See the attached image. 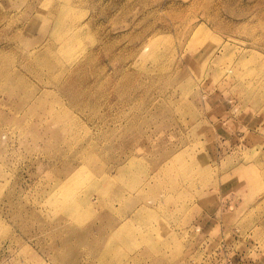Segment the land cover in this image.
Returning a JSON list of instances; mask_svg holds the SVG:
<instances>
[{"label":"rangeland","instance_id":"rangeland-1","mask_svg":"<svg viewBox=\"0 0 264 264\" xmlns=\"http://www.w3.org/2000/svg\"><path fill=\"white\" fill-rule=\"evenodd\" d=\"M42 1L0 0V264H264V0ZM64 2L83 26L67 35L82 40L83 76L105 78L100 93L60 94L85 128L78 155L6 94L19 103L18 86H40L45 53L26 55L56 45ZM88 152L99 165H85ZM130 155L146 162L138 186L116 171ZM101 163L114 184L94 191L83 175ZM122 225L132 236L114 240Z\"/></svg>","mask_w":264,"mask_h":264},{"label":"bare ground","instance_id":"bare-ground-1","mask_svg":"<svg viewBox=\"0 0 264 264\" xmlns=\"http://www.w3.org/2000/svg\"><path fill=\"white\" fill-rule=\"evenodd\" d=\"M18 1V0H17ZM35 1V0H34ZM42 1V0H38ZM44 1V0H43ZM42 1V2H43ZM54 1V0H53ZM70 1V0H69ZM23 2V0H22ZM37 2V3H38ZM52 2V1H51ZM63 2V1H62ZM21 3V2H20ZM35 3V2H34ZM33 3V4H34ZM59 3V2H57ZM56 3V4H57ZM65 3V7L66 10L64 12V9L62 10V17L59 18V20L56 21V28H54V30L52 31V34H50V40H48V42L51 41L55 42L56 45H50L51 48H47L46 46H44L45 49L43 52L40 51H33L32 56H28L26 55L28 58L33 57L34 55V60L37 58V55H41L40 53H45V55H41L40 57L37 58L36 61H34L36 69H33L34 75L38 78L40 82V86L36 87L35 89V93L34 92H30L27 89H25L24 87H19V89H21V95L23 96V99L19 102L16 103L14 101V95L12 94L11 90L6 87L8 80L11 78V76H16L17 74H19V71H17V74H11V75H6L5 77L2 78V82L4 84V87H6V94H7V100L8 103L14 107L15 109V105H19V109L21 110V112H25L24 117L25 118H33L35 120V126L33 127V129H36V127H42L45 130L49 131L48 129H52L55 131V133H57L56 135H58V138L60 139V142L62 144H66L68 143V145L70 146L69 149L71 150V152L75 153L76 155L79 154L78 148H80V143L77 139V134L79 131L85 130V128L83 129V125H81V123L75 119V117L72 116V114L66 109V107L63 104V99L64 96H61L62 94H73L74 95V99L77 98L78 96H81L83 94H88L91 95L92 93H100L103 89H104V85L101 86V89L98 91H94V86L98 85V83L103 84V82L105 81V78L103 77H98V78H94L92 79V72H90V68H88V72L85 76H83V58L81 56V53L83 52V49L81 47V39H77V38H70V40L67 39V35L69 32L71 31H81L83 26H81L80 22L77 21V19L73 20L69 18V14H73V10H72V6H68ZM24 4V3H23ZM27 4V3H26ZM39 4V3H38ZM53 4V3H52ZM52 4H49V7L52 6ZM22 5V4H21ZM41 5V4H40ZM46 7V6H45ZM56 7V6H55ZM54 7V9H55ZM62 7V6H60ZM44 8V7H43ZM62 9V8H61ZM37 10V9H36ZM57 12V9L55 10ZM54 11V12H55ZM32 13V12H31ZM58 13V12H57ZM35 16V15H34ZM40 16V15H39ZM44 15H41L40 17L43 18ZM47 16V15H46ZM177 16V15H176ZM45 17V16H44ZM250 17V16H249ZM65 18H67V24L68 27L65 28ZM247 18V17H246ZM214 19V18H213ZM213 19L211 22H213ZM32 20V19H31ZM251 20V19H249ZM209 22V21H208ZM214 23V22H213ZM88 26V25H87ZM36 27V26H35ZM30 29V28H29ZM190 29V27H189ZM189 33V32H188ZM199 33V32H198ZM39 42V41H38ZM41 45V42H39ZM43 44V43H42ZM39 45V44H38ZM37 45V46H38ZM48 45V44H47ZM36 46V45H35ZM42 47V46H41ZM34 48V47H33ZM40 48V47H39ZM26 52V50H25ZM24 52V53H25ZM30 53V52H27ZM31 54V53H30ZM21 66V65H20ZM22 68V67H21ZM41 73V75L39 74ZM101 73V72H100ZM21 74V73H20ZM38 76H37V75ZM163 74V73H162ZM43 75L48 77V80L43 82ZM159 75V74H158ZM167 74H165V77H170V76H166ZM155 76H157L155 74ZM21 78V77H20ZM155 79V77H154ZM71 82V83H69ZM164 80V79H163ZM166 81V80H165ZM168 81V79H167ZM23 82V81H22ZM153 82V81H152ZM156 82V81H155ZM160 82H158L159 84ZM164 83V81H163ZM11 84V83H10ZM157 84V85H158ZM72 85L74 87V89H72ZM160 85V84H159ZM162 85V84H161ZM17 86V85H16ZM69 88V91H68ZM134 89V88H133ZM132 89V90H133ZM243 91V90H242ZM119 87H118V94H119ZM61 94V95H60ZM20 95V94H19ZM102 97V95H100ZM256 98V97H255ZM68 99V97H67ZM182 101V100H181ZM253 101V100H251ZM168 102V100H167ZM259 102V100H258ZM165 103V102H164ZM169 103V102H168ZM177 104V102H174L173 104ZM166 104V103H165ZM180 104V102H179ZM171 106V104H170ZM183 107V106H182ZM181 107V108H182ZM171 109V108H170ZM176 109V108H175ZM85 110V109H84ZM120 110V109H119ZM183 110V109H182ZM122 111V110H121ZM148 111V110H146ZM10 113H8V118H11L12 120L15 119V114L13 113V111L10 109L9 110ZM183 113V111H182ZM190 113V112H189ZM107 115V114H106ZM183 115V114H182ZM186 116L185 113L183 115V117ZM193 116V115H192ZM126 117V114H125ZM186 118V117H184ZM189 118V117H188ZM6 116H5V112L0 113V122L5 121ZM180 119V118H179ZM178 119V120H179ZM193 119V117H192ZM191 119V120H192ZM196 119V118H195ZM194 119V120H195ZM176 119V121H178ZM186 119H184L185 121ZM192 120V122L194 121ZM198 120V119H197ZM175 121V119H174ZM175 121V122H176ZM182 121V120H180ZM186 122V121H185ZM195 122V121H194ZM188 123V122H187ZM186 123V124H187ZM180 125V123H177ZM199 124V123H198ZM138 124L134 123V120L132 119V121L130 122V125L128 126V128L131 129L135 128ZM190 125V123H189ZM181 126H179L180 128ZM184 127V126H183ZM186 127V126H185ZM184 127V128H185ZM196 127V126H195ZM48 128V129H47ZM147 128V127H146ZM149 128V126H148ZM182 128V127H181ZM19 129H22L25 132H27L28 134V128H26L24 125L21 124V126L19 127ZM120 130V129H119ZM147 132V130H145ZM165 131V130H164ZM151 132V131H150ZM184 132V129H183ZM152 133V132H151ZM32 134V133H31ZM146 134V133H145ZM153 134V133H152ZM157 134V132H156ZM36 135V134H35ZM151 135V134H150ZM32 136H34L32 134ZM146 136V135H145ZM149 136V135H148ZM154 136V135H153ZM150 137V136H149ZM35 139H38L39 137L36 135V137H34ZM147 138V136H146ZM149 139V138H147ZM88 142V146H93L92 141L90 138L87 139ZM144 142V141H143ZM150 142L148 141L147 144H149ZM137 144V143H136ZM140 144V143H139ZM137 144V146L139 145ZM141 145V144H140ZM139 145V146H140ZM150 145V144H149ZM138 146V147H139ZM144 146V145H143ZM98 147V146H97ZM157 147V146H155ZM93 148V147H92ZM149 148H151L149 146ZM154 148V147H153ZM139 150V152H142L143 150L141 148H137ZM95 150V149H92ZM91 150V152H92ZM97 150V149H96ZM95 150V152H96ZM150 150V149H149ZM149 152V151H148ZM147 152V153H148ZM84 153V152H83ZM89 154L85 155V165L86 166H92V164L94 165L95 162V156L90 155L91 153L88 152ZM166 153V152H165ZM177 153V152H176ZM175 153V154H176ZM167 154V153H166ZM140 155V154H139ZM165 155V154H164ZM168 155V154H167ZM167 155H165L164 157H166ZM149 157V155H147ZM173 156V155H172ZM98 158V157H97ZM167 158V157H166ZM169 158V157H168ZM167 158V159H168ZM95 159V160H94ZM165 160V158H163ZM172 159V158H171ZM98 160V159H97ZM99 161V160H98ZM176 161L182 164V157L179 155L176 158ZM119 161V165H117L118 167L116 168V171L118 173H120V175H124L125 173H129L132 175V179H129V181L133 182V185L138 186L139 185V181L138 178L140 179L141 176L138 177V175L140 173L145 172L144 171V167H145V159L144 156H137V155H130L129 156V161H128V167L127 168H123V162ZM148 162V161H147ZM146 163V162H145ZM97 164V163H96ZM150 164V163H149ZM99 165V164H97ZM156 165V164H155ZM154 166V165H153ZM152 166V167H153ZM174 166V165H173ZM97 167V166H96ZM170 168V167H169ZM83 169V167H82ZM82 169H77L73 175H71L72 182L74 181V183H77V181H80V175L82 172ZM147 168L145 167V170ZM157 169V168H156ZM98 172H100L99 175H93L90 174V177L86 175H83L84 177V181L86 182H91L92 183V187L94 188V191L97 190V187L100 186V184H103L104 186L107 185H113L114 184V178L112 177V175H110V173H105V168L103 163H101V166L97 169ZM111 170V169H110ZM170 171V169H168ZM171 172H173L171 170ZM170 173V172H169ZM101 176V183H99V181H96V177L97 176ZM151 176V175H150ZM176 176V175H175ZM147 177V176H145ZM145 179V178H144ZM160 179L159 175L157 174L155 177H152L148 184L146 185V187L152 186L153 183H155L156 185V181ZM174 179V178H172ZM70 180V179H69ZM68 180V181H69ZM160 182V180H158ZM164 181V180H163ZM167 181V180H166ZM62 182V181H60ZM158 182V183H159ZM162 182V181H161ZM168 182V181H167ZM170 182V181H169ZM172 182V181H171ZM174 182V181H173ZM61 185H64V183H61ZM167 185V184H166ZM161 186V184H160ZM65 186L61 187L64 188ZM131 187V186H130ZM142 187V186H141ZM144 187V186H143ZM145 187V188H146ZM136 188V187H134ZM133 188V189H134ZM111 189H113V187H111ZM142 189V188H141ZM118 191V190H117ZM163 191V190H162ZM165 191V189H164ZM163 193V192H162ZM143 194V193H142ZM146 195V193H144ZM164 194V193H163ZM157 195V194H156ZM56 198V195H55ZM55 200V199H54ZM52 200L51 202L53 203L54 206H56L57 201ZM142 200V199H141ZM139 201V200H138ZM145 201V200H144ZM137 203V201H135ZM142 202V201H141ZM89 203V202H88ZM140 203V202H139ZM69 205V210L67 211V214L71 217V218H76L77 217V210L76 208L70 203ZM77 205V204H76ZM89 205V204H88ZM109 202H104L103 205V209L107 208V212L110 211ZM138 211V210H137ZM140 211V210H139ZM138 211V212H139ZM127 214V213H126ZM136 215V214H135ZM91 216V214L89 213L88 218ZM91 218V217H90ZM127 224V223H126ZM112 225V224H111ZM124 225L121 226V228H118L119 230H115L118 231L117 234L113 235L114 240L119 238V236L124 237L125 236H132L131 233H129L128 231H126V227L122 228ZM109 228V227H108ZM71 229V228H70ZM109 232V231H108ZM112 232V231H111ZM110 232V233H111ZM26 234V233H25ZM127 234V235H126ZM27 235V234H26ZM95 235V234H94ZM107 235V234H106ZM109 240V239H108ZM107 240V241H108ZM113 239H110L108 242L109 244H113L114 242ZM17 241V240H16ZM84 244L87 245L89 242H93L95 240H91V236L86 234L85 239L83 240ZM95 243V242H94ZM98 244V242H97ZM94 246V245H93ZM68 247V246H66ZM70 248V247H68ZM86 248V247H85ZM158 252V251H157ZM76 259V258H75Z\"/></svg>","mask_w":264,"mask_h":264}]
</instances>
